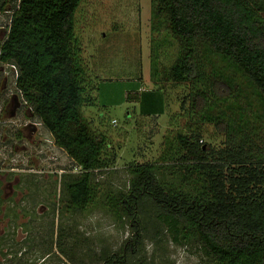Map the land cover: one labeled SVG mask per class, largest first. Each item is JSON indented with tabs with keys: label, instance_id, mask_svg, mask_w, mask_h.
Returning <instances> with one entry per match:
<instances>
[{
	"label": "trees",
	"instance_id": "trees-1",
	"mask_svg": "<svg viewBox=\"0 0 264 264\" xmlns=\"http://www.w3.org/2000/svg\"><path fill=\"white\" fill-rule=\"evenodd\" d=\"M150 1L151 15L162 20L160 25L166 23V38L180 43L171 63L155 69L153 81L190 89V119L203 121L216 103L228 102L235 92L231 82L202 69L198 48L204 44L239 68L264 107V0ZM80 3L22 0L1 55L2 62L17 69L15 88L23 101L79 171L60 176L61 197L72 214L96 201L92 179L105 165L106 147L105 136L93 131L81 113L91 100L73 50ZM160 30L152 23L154 34ZM159 40L157 49L168 45ZM224 120L208 119L224 138L218 148L203 144L199 132L179 133L174 141H165L156 160L127 167V189L107 194L103 208L116 219L125 217L134 235L119 252L103 253L97 263L144 264L142 241L164 251L168 239L175 245L195 243L210 264H264V121L238 125L230 142L234 129ZM169 168H174L177 184L165 182Z\"/></svg>",
	"mask_w": 264,
	"mask_h": 264
},
{
	"label": "rangeland",
	"instance_id": "rangeland-1",
	"mask_svg": "<svg viewBox=\"0 0 264 264\" xmlns=\"http://www.w3.org/2000/svg\"><path fill=\"white\" fill-rule=\"evenodd\" d=\"M160 21L151 15L150 0H81L75 12L74 56L91 100L81 113L106 141L105 165L92 179L96 201L83 213H70L61 197L60 176L78 174L76 165L23 101L14 72L0 70V264H101L96 260L103 253L119 252L134 235L125 217L116 219L103 208L107 194L127 189L129 165L156 160L165 141L179 133L199 132L203 144L222 146L224 138L211 120L225 119L233 129L264 121L255 87L233 62L205 44L198 48L202 69L231 82L235 92L228 102L216 103L203 121L190 119V89L153 81L155 69L167 67L180 49L178 40L166 38V23ZM152 23L159 25L158 35ZM165 39L168 45L157 49L156 40L162 44ZM174 157L166 163H174ZM173 170L164 178L169 185L179 181L171 176ZM163 244L164 251L142 241L144 264H210L193 242L175 245L167 239Z\"/></svg>",
	"mask_w": 264,
	"mask_h": 264
},
{
	"label": "built area",
	"instance_id": "built-area-1",
	"mask_svg": "<svg viewBox=\"0 0 264 264\" xmlns=\"http://www.w3.org/2000/svg\"><path fill=\"white\" fill-rule=\"evenodd\" d=\"M21 2L22 0H0V70L4 75L13 71L15 75L14 80L17 78L16 67L2 62L1 55L3 45L8 40L13 21L20 10Z\"/></svg>",
	"mask_w": 264,
	"mask_h": 264
}]
</instances>
